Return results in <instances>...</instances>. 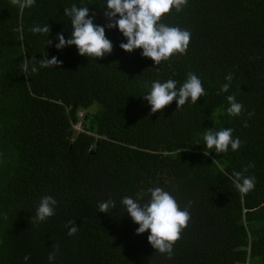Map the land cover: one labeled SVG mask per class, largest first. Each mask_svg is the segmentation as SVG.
<instances>
[{"label":"trees","instance_id":"16d2710c","mask_svg":"<svg viewBox=\"0 0 264 264\" xmlns=\"http://www.w3.org/2000/svg\"><path fill=\"white\" fill-rule=\"evenodd\" d=\"M72 4L105 26L111 54L92 59L75 45L55 47L58 34L71 36L64 9ZM106 4L36 0L21 10L0 0V264H264V0H188L173 9L162 22L191 40L185 55L159 66L142 49L120 47L127 38L106 27ZM45 24L48 37L30 31ZM46 55L62 64L40 67ZM189 73L206 95L153 114L142 96L152 82L179 88ZM229 95L243 105L240 116L227 113ZM228 128L241 141L237 151L206 147L204 133ZM249 164L256 185L241 194L233 173ZM156 187L191 216L171 259L150 244V230L137 234L121 203H147ZM44 196L56 199L55 215L34 223ZM109 199L116 207L99 212ZM69 221L79 227L73 236Z\"/></svg>","mask_w":264,"mask_h":264},{"label":"clouds","instance_id":"9594fccd","mask_svg":"<svg viewBox=\"0 0 264 264\" xmlns=\"http://www.w3.org/2000/svg\"><path fill=\"white\" fill-rule=\"evenodd\" d=\"M11 2L23 10L34 6L36 0H11ZM187 3L188 0H107L104 11V15L108 19L106 27L109 29L118 27L123 36L127 38V43L120 44L123 50L133 52L136 49H142L143 57L151 58L159 66L161 62L168 61L173 56L187 53L191 33L188 30H182L162 22L163 17L171 14L173 9L176 12L183 11ZM64 11L65 15L71 18L72 31L67 40L63 33L57 35L56 39L59 41L55 45L57 49L75 45L80 55L92 59L104 58L107 54L112 53L114 45L106 36L105 26L95 24L94 15L89 18V7H77L76 4H72ZM117 16L119 19H116ZM30 31L45 34L48 37L51 28L48 24L37 25ZM52 43V40L47 39V45ZM38 62L43 68L58 67L62 64L58 58L48 59L47 55ZM22 67L24 71L28 70L27 63ZM31 71L36 73L38 69L33 66ZM232 79L231 74L226 77L229 83L222 86L223 92L229 91ZM144 87H148L147 83L144 84ZM205 95L201 79L196 74L189 73L187 80L179 88H177L175 80L169 79L166 82L157 80L152 82L150 91L142 96L151 105V112L154 114L165 109L174 100L178 104V109H181L189 99L191 104L195 105ZM227 100L230 104L227 113L230 116H240L243 105L236 102L234 95H229ZM248 115L251 117L254 113ZM244 126H248L247 122ZM232 133L233 130L230 128L216 132L209 130L203 134V140L206 147L214 148L217 154L227 153L229 146L232 151H237L241 147V141L239 137L233 139ZM250 167H254V165H246L242 171L233 173L235 187L241 194H248L255 188V177L245 175ZM148 192L150 200L147 203L141 204L137 199L128 196L123 197L121 203L126 207L127 214L139 225L137 234H143L150 230L148 236L150 244L161 254L166 253L171 259L174 245L180 240L182 231L189 225L190 213L187 208L182 210L177 200L162 188H149ZM56 205L57 201L54 197L44 196L31 221L34 223L45 222L55 215ZM115 207V202L109 199L99 204V212L110 213L109 210ZM189 207H191V202H189ZM69 225L68 235L73 236L78 232L79 227L75 221H69ZM53 248L58 249L59 246L54 244ZM55 258L56 252H52L48 256L49 261H54ZM29 259V256L24 257L25 261Z\"/></svg>","mask_w":264,"mask_h":264},{"label":"rangeland","instance_id":"374dc122","mask_svg":"<svg viewBox=\"0 0 264 264\" xmlns=\"http://www.w3.org/2000/svg\"><path fill=\"white\" fill-rule=\"evenodd\" d=\"M82 115H83V112H80L79 116L81 117ZM81 128H82L81 124H79V123L74 126V129L76 130V132H79L81 130Z\"/></svg>","mask_w":264,"mask_h":264}]
</instances>
